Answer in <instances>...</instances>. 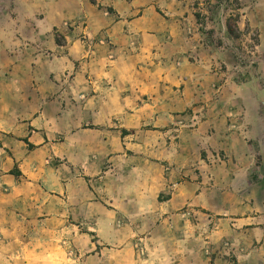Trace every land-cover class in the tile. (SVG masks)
I'll use <instances>...</instances> for the list:
<instances>
[{
    "label": "rangeland",
    "instance_id": "1",
    "mask_svg": "<svg viewBox=\"0 0 264 264\" xmlns=\"http://www.w3.org/2000/svg\"><path fill=\"white\" fill-rule=\"evenodd\" d=\"M0 264H264V0H0Z\"/></svg>",
    "mask_w": 264,
    "mask_h": 264
},
{
    "label": "trees",
    "instance_id": "2",
    "mask_svg": "<svg viewBox=\"0 0 264 264\" xmlns=\"http://www.w3.org/2000/svg\"><path fill=\"white\" fill-rule=\"evenodd\" d=\"M30 146H32V145H30ZM13 173H14L15 175H17V176H19V175L21 174L20 170H18V169H14V170H13Z\"/></svg>",
    "mask_w": 264,
    "mask_h": 264
}]
</instances>
